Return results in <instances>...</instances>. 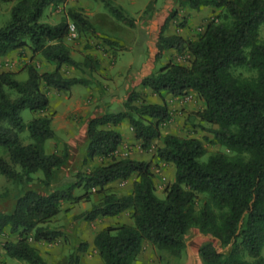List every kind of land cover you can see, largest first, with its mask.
<instances>
[{"label":"trees","instance_id":"16d2710c","mask_svg":"<svg viewBox=\"0 0 264 264\" xmlns=\"http://www.w3.org/2000/svg\"><path fill=\"white\" fill-rule=\"evenodd\" d=\"M11 1L15 2L10 20L0 26V57L28 46L33 54L40 53L55 63V68L40 71L27 64L25 80L18 79L14 71H0V175L21 189L14 210H0V234L8 229L18 236L3 241L6 255L29 264H49L33 241L52 242L63 234L48 224L62 211L64 201H90L98 193L102 198L77 214L76 221L133 210L131 223L108 225L95 234L93 241L102 264H139L145 241L181 255L192 227L213 236L222 247L220 250L212 241L202 244L199 254L204 264H264V41L260 38L264 0H179V5L195 10L204 6L218 10L193 39L166 34L163 26L157 57L165 48L179 52L187 48L193 56L191 63L169 61L143 77L141 86L150 88L161 102L136 103L140 93L133 90L122 109L90 118L83 163L95 157L107 161L56 184L53 178L70 151L67 144L62 151L46 149V141L57 133L52 115L47 114L50 99L43 87L70 91L76 84H87L84 76L65 75L62 66L93 72L100 61L91 54L83 61L76 60L65 39L71 21L79 33H98L80 9H69L67 17L56 24L42 21L48 6L67 0ZM96 1L103 2L116 18L135 25V18L115 0ZM177 13V8L173 9L169 18ZM100 36L108 44L114 43L109 36ZM241 66L255 70L256 75L236 76L233 69ZM191 90L205 103L197 112L200 119L217 125L212 129L213 138L205 140L241 156L230 158L216 152L202 160L207 153L203 139L162 135V124L172 116L166 96H182ZM26 108L41 114L26 122L22 116ZM124 120L129 121L143 149H151L154 141L162 138L155 155L175 166L174 180L167 185L164 197L156 193L151 161L116 155L123 136L112 125ZM25 131L31 138L27 143L22 136ZM37 172L42 176L36 177ZM133 175L130 193L109 189L112 182ZM36 178L50 188L47 193L27 187ZM80 248L85 250L87 243ZM73 264H80L78 256Z\"/></svg>","mask_w":264,"mask_h":264},{"label":"rangeland","instance_id":"374dc122","mask_svg":"<svg viewBox=\"0 0 264 264\" xmlns=\"http://www.w3.org/2000/svg\"><path fill=\"white\" fill-rule=\"evenodd\" d=\"M14 2L15 1L11 0H0V26L10 20L11 7ZM97 3H99L102 9L112 13L103 2L97 1ZM51 6L52 9L49 11V7ZM86 6L88 5L86 4ZM137 7L138 9L136 10V14L139 15L141 13L139 18L148 13V8L141 12L142 8H140V5H137ZM71 8L80 9L84 15H86L85 9L79 7V0H67L65 3H57L48 6L45 9L41 19L42 21L49 23L54 21H57L56 23H58L61 19L67 17L68 10ZM217 12L218 10L215 9L209 20ZM97 15L96 18L103 27L111 28L110 30H113L117 34L122 33V36L132 33L128 27L133 26L126 24L122 20L117 18L121 23H123V25L115 24V22H108L102 14ZM86 16L88 17V15ZM180 19L181 22L186 21L185 16L184 18L180 17ZM70 23L73 22L71 21ZM180 23L179 26H182ZM206 23H199L201 29L189 39L196 38L199 32L203 31ZM76 30V36H71L69 34V36L65 39V43L71 51L72 56L76 60L83 61L87 54L97 57L96 52H99L100 54H108L107 62L109 67H116V57L118 54L120 55L118 51L123 50V45L117 43L114 40H112L114 43L111 45L105 42L104 38L99 35L93 36L87 32L79 33L77 28ZM260 38L264 41V25L260 30ZM110 49H112V52H110ZM174 53L175 55L172 54L170 56L171 61L175 59L176 61L190 64L193 59L192 54L187 48L181 52L176 51ZM38 54L40 53L33 54L32 58L34 59L27 61L25 64L20 60L21 58H25V56L21 57V55L20 57L12 58L9 61H0V71L1 67L4 65L13 67L14 64L16 65L15 62L17 60L21 62V65L19 66L21 68H19L17 73H20L24 69L26 71L27 64H33L39 70H43L44 63L42 62V58L37 56ZM130 58L131 57L125 56L123 60L129 61ZM161 62L163 63L164 61H159L156 64V68L154 70L162 66ZM126 65L127 64L125 63L123 67ZM98 67H101V62ZM72 68L73 66L64 64L62 66V71L65 75L71 76L73 74ZM233 72L240 78H253L256 75L255 70L249 69L246 66L236 67L233 69ZM98 73V68L93 72H89L88 70L86 72H82L80 69H77V72H74L75 75L84 76L88 78V80L89 77L95 78V74ZM18 78L21 79L22 76H19ZM92 82V85L89 84L90 80L87 84H76L72 86L70 91H62L53 87L49 89L43 87L50 99V106L48 108L47 114L52 115V125L57 133L56 138L48 139L46 141V149L48 151H62L65 144H67L70 151L67 162L55 174L53 178V184L64 180H71L77 171L88 170L102 162L107 161V159L95 157L86 164L83 163L86 153V145L88 142L87 121L95 115L104 113L106 110L118 111L122 109L124 107V101L127 99L130 93L128 94L124 88H121L120 91L117 92V97H119L118 101H115L114 103L112 102V104L110 101L112 92L108 94L105 91H101L98 83H94L95 80L93 79ZM138 91L140 93V99L136 103H139L142 100L161 102V98L152 91L148 92L142 88ZM126 94L128 95L125 98L124 96ZM12 95L14 96L15 94L13 93ZM166 97L172 116L169 121L162 124V135L174 133L181 136L198 137L203 139L207 146V153L202 157V160H206L210 154L216 152H223L230 158L241 156L237 152L228 149L226 146L220 143L208 142L205 140V137L210 139L213 138L212 129H216L217 125L205 122L200 119L197 112L204 108L205 103L195 91L191 90L182 96L173 97L171 95H167ZM114 98H116V96H112V99ZM121 98L122 101L119 100ZM104 100H106V103H110L107 105V107H105L106 109L101 112L100 109L103 106L102 101ZM39 114L41 113H34L29 108H26L22 111V116L26 122H28L33 116ZM118 126L122 133L123 140L116 151V155L118 157L131 156L134 158L151 161L156 185V193L158 196L164 197L167 185L174 180L175 166L171 162H165L158 159L155 155V148L157 145L162 143V138L156 139L154 141L153 147L146 150L141 147L140 140L136 139L135 133L128 120L122 121L118 124ZM22 136L25 143L31 141V138L28 136V131H25ZM243 156L247 157L246 155ZM35 176L41 177L42 173L37 172ZM134 178L135 175L129 177L128 179L116 180L110 184L109 189L116 192L117 194H128L132 191ZM27 187L33 188L40 193H47L50 189L37 178L33 180ZM80 192L81 190H79V193ZM20 194L21 189L18 187V185L14 184L11 180H8L3 175H0V210L5 212L13 211L17 202V198ZM101 198L102 194L96 193L92 195L90 201L81 200L79 202H63L62 211L48 224L50 227L61 230L63 234L58 236L52 242L33 241L38 247L42 256L49 264H73L75 256L79 257L80 264H102V259L93 241L95 234L100 229L108 225L124 222L131 223L133 221V210L127 209L126 211L114 217L99 216L91 221L75 220L77 214L90 208L94 202L99 201ZM199 205L200 204L198 203L197 207H199ZM17 237V234L10 233L8 229L6 230L5 234H0V256L3 250V241L6 239L16 240ZM208 241H212L217 247H219L220 250H222V247L216 238L201 232L197 227H192L186 236V248L181 255H174L168 250L160 249L150 242L145 241L144 249L139 255L137 262L139 264H204L199 254V248L202 244ZM82 243H87V248L85 250L80 248Z\"/></svg>","mask_w":264,"mask_h":264},{"label":"crops","instance_id":"0c3cea01","mask_svg":"<svg viewBox=\"0 0 264 264\" xmlns=\"http://www.w3.org/2000/svg\"><path fill=\"white\" fill-rule=\"evenodd\" d=\"M118 4L122 5L129 13L135 18V25L130 28V32L128 35L122 36L123 34H117L111 28H105L96 18L97 14H102L104 18L107 19L108 22H115V24H122L112 13L102 9V7L94 0H79V7L85 9V14L88 15L90 21L96 27L98 35L109 36L111 39L116 41L117 43L123 45V50H119L116 57V67H109L107 62L108 54H100L97 53V57L101 62V67H98L99 73L95 74L94 77H89L90 85H92V79L95 80L94 83H98L101 91H105L108 94L111 93L110 101L111 103L118 101L117 92L120 91L121 88H124L126 92L129 94L133 90L143 89L145 91L150 92V88H145L141 86V81L144 76L150 74L155 68L156 64L159 61H164L162 65H165L170 60V56L172 54L175 55L174 52L177 50L175 48H165L162 53L157 57L159 53V49L157 46V42L161 33V30L164 26V33L166 34H180L185 38L192 37L197 31L201 29L199 23H206L211 14L214 12L215 8L212 6H204L198 10L192 9L189 6H181L179 5V0H115ZM86 4L88 6H86ZM137 5H140L142 8L141 12H143L146 8H148V13L143 17L139 18V15L136 14V10L138 9ZM49 11L52 9V6L49 7ZM178 10L177 16L174 18H169L170 13L173 9ZM48 11V12H49ZM98 16V15H97ZM185 22L182 26H179L181 22L180 17L184 18ZM57 21L50 22L55 24ZM118 22V23H117ZM120 22V23H119ZM199 24V25H198ZM112 52V49H110ZM115 50V49H113ZM189 51V50H188ZM23 52V53H22ZM94 52V51H91ZM190 52V51H189ZM25 56V58H19L21 62L24 64L27 61H31L33 57V52L29 47H23L21 49H17L13 51L11 54L7 56H1L0 61L5 62L9 61L12 58ZM37 56L42 58V62L44 63L43 70H53L55 68V63L46 60L43 56L38 54ZM126 57H131L129 61H124L123 59ZM121 57V58H120ZM178 60V58H177ZM176 61L175 59L172 60ZM21 62L17 60L13 67L3 66L2 70H11L16 72V77L22 76L20 80H25L27 78V73L22 70L20 73L19 67ZM127 64L125 67L124 64ZM128 66V67H127ZM133 66V67H130ZM73 75L74 72H77L75 67L72 68ZM19 79V78H18ZM123 84V86H122ZM113 90V91H112ZM126 94L124 97L126 98ZM112 96H116V98L112 99ZM117 99V100H116ZM102 100V99H101ZM122 101V98L119 99ZM102 107L100 111H104L107 105L110 103H106V100L102 101ZM160 102V101H157ZM112 103V104H113ZM103 114V113H101ZM99 114V115H101ZM95 115V116H99ZM94 117V116H93ZM92 118V117H91ZM126 121V120H124ZM114 128L119 129L118 125H112ZM121 132V131H120ZM0 264H29L22 261H19L15 258H11L6 255V252L3 248L1 256H0Z\"/></svg>","mask_w":264,"mask_h":264},{"label":"built area","instance_id":"2783aa9c","mask_svg":"<svg viewBox=\"0 0 264 264\" xmlns=\"http://www.w3.org/2000/svg\"><path fill=\"white\" fill-rule=\"evenodd\" d=\"M76 34H77L76 26L73 23H71L70 24V35L76 36Z\"/></svg>","mask_w":264,"mask_h":264}]
</instances>
